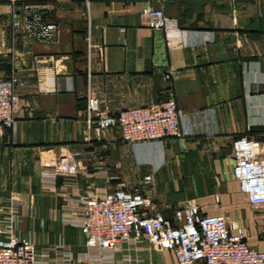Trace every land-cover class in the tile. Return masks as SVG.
Wrapping results in <instances>:
<instances>
[{"label": "crops", "instance_id": "1", "mask_svg": "<svg viewBox=\"0 0 264 264\" xmlns=\"http://www.w3.org/2000/svg\"><path fill=\"white\" fill-rule=\"evenodd\" d=\"M24 1L57 26L54 42L12 32V3ZM147 6L177 21L186 47L167 49L163 33L143 24ZM39 67H54L56 94L37 93ZM11 76L25 85L14 91V132L0 128V225L18 200L15 234L48 251L47 264L65 253L74 258L68 264L83 255L94 264H177L146 241L123 245L112 258L88 250L66 221L78 216L84 192L104 194L115 179L149 200L146 213L168 220L187 201L202 216L225 210L249 246L264 250L263 209L248 203L231 175L232 142L264 133V0H0V77ZM88 97L112 115L173 99L186 112L182 136L130 145L116 129L96 135L87 125ZM69 151L86 171L76 186L47 174Z\"/></svg>", "mask_w": 264, "mask_h": 264}, {"label": "built area", "instance_id": "2", "mask_svg": "<svg viewBox=\"0 0 264 264\" xmlns=\"http://www.w3.org/2000/svg\"><path fill=\"white\" fill-rule=\"evenodd\" d=\"M88 6L91 0H83ZM163 3L165 0H155ZM143 24L152 31L162 32L167 49L186 47L185 35L177 21L165 15L162 8L147 6L141 13ZM10 26L16 35L24 34L38 43L55 41L57 26L42 17V7L35 3L13 2ZM38 94H56L58 76L54 67L35 69ZM171 78L170 74L165 76ZM25 83L15 76L0 77V128L14 132L16 98L14 91ZM186 112L173 99L146 107L127 108L112 115L99 100L87 98L86 120L95 134L116 129L121 140L130 145L154 143L162 145L168 138L182 135L180 122ZM232 177L250 205L264 212V133L258 138L242 136L232 142ZM86 173L76 153L61 155L51 167L48 177L71 179ZM153 176L143 178L142 184L152 183ZM82 207L78 216L66 221L77 227L88 250L114 254L123 245L134 246L148 242L158 250L172 253L177 264H264V250L249 246L244 229L231 220L227 211L216 216H202L192 201H187L166 219L161 213H146L150 202L137 189L130 190L125 182L115 179L114 187L104 194L90 190L80 196ZM16 206L18 200L13 202ZM0 225V264H47L48 251L38 252L28 239L15 234L19 222L15 208ZM264 226V224H263ZM74 258L65 253L57 264H68ZM81 264H94L86 255L77 259ZM127 263L129 259L125 260Z\"/></svg>", "mask_w": 264, "mask_h": 264}, {"label": "trees", "instance_id": "3", "mask_svg": "<svg viewBox=\"0 0 264 264\" xmlns=\"http://www.w3.org/2000/svg\"><path fill=\"white\" fill-rule=\"evenodd\" d=\"M24 2H27V3H35V2H33V1H24ZM35 4H37V3H35Z\"/></svg>", "mask_w": 264, "mask_h": 264}]
</instances>
